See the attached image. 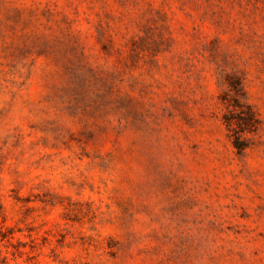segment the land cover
Wrapping results in <instances>:
<instances>
[{
    "label": "rangeland",
    "instance_id": "1",
    "mask_svg": "<svg viewBox=\"0 0 264 264\" xmlns=\"http://www.w3.org/2000/svg\"><path fill=\"white\" fill-rule=\"evenodd\" d=\"M0 264H264V0H0Z\"/></svg>",
    "mask_w": 264,
    "mask_h": 264
}]
</instances>
